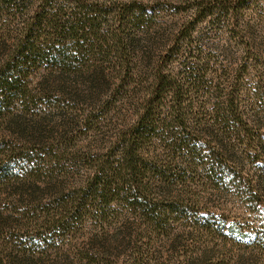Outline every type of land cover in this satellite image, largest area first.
<instances>
[{
  "label": "trees",
  "instance_id": "16d2710c",
  "mask_svg": "<svg viewBox=\"0 0 264 264\" xmlns=\"http://www.w3.org/2000/svg\"><path fill=\"white\" fill-rule=\"evenodd\" d=\"M263 3L0 0V16L6 13L12 21L20 16L16 29L0 31V118L16 105L33 109L42 99L62 111L90 108L63 133L61 128L41 133V139L58 140L44 153L24 146L6 161L2 156L9 150L0 147V187L20 172L29 174L32 164L58 168L57 161L44 162L46 153L57 160L75 155L79 135L74 138L69 130L103 136V146L82 157L90 170L85 182L55 190L42 219L31 217L38 227L29 237L31 246L60 250L59 243L92 220L97 231L77 264L99 263L104 255L118 257L131 247L138 255L127 264H147L141 252L155 239L144 245L143 240L169 232L182 217H196L199 188L234 186L249 197L259 195L261 183L249 167L258 165L264 177V90L260 86L248 95L255 100L251 104L241 89L248 57L263 39L256 29L262 24H255L263 20ZM212 32L226 34L221 46L240 53L239 66L210 68L204 42ZM40 77L43 89L35 94L29 78ZM68 89L70 96L64 97ZM22 255H5L0 248V264L53 260ZM58 259L74 264L68 256L62 263Z\"/></svg>",
  "mask_w": 264,
  "mask_h": 264
},
{
  "label": "rangeland",
  "instance_id": "374dc122",
  "mask_svg": "<svg viewBox=\"0 0 264 264\" xmlns=\"http://www.w3.org/2000/svg\"><path fill=\"white\" fill-rule=\"evenodd\" d=\"M261 11H263V20L255 24H262L256 29L263 39L254 50L255 54L252 53L248 57L250 63L245 76L246 80L241 89V94L248 100L247 103L250 101L251 104L255 100L248 95L253 91L258 92L260 86L264 90V5ZM247 14V18H251L252 21L254 13L251 11ZM0 17L1 32L4 31L1 28L16 29L19 26L20 16L14 21H12V16H8L6 13ZM10 22H12L11 25ZM225 37L226 34L221 32H212L205 36L204 44L211 54V56L208 55V59L211 61L210 68L214 67L217 70L236 68L242 61L239 52H234L233 48L227 50L221 46L226 44ZM213 43L220 44V47L213 46ZM208 51L206 50V52ZM257 61L260 65L256 63ZM256 65L258 68H255ZM257 69L260 71L257 72ZM42 78H29L32 82L33 93L39 94L42 91ZM51 86L54 87V83ZM69 91L70 89L66 91L67 95L65 94L64 97L70 96ZM36 97L39 98V96ZM38 102L37 107L29 110H24L22 105H16L5 119L0 118V147L6 151L9 150L7 155L2 156L4 160L15 158L16 154L22 152L24 146L29 151L46 152L49 147L56 146L58 140L49 136L41 139V133L46 134L47 130L56 131L58 128H61L63 133L69 121L81 119L83 114H89L90 110L87 106H81L80 110L62 111L55 108L54 104H50L51 101L47 102L42 99ZM261 122L264 124L263 119ZM82 130L85 129L82 127ZM79 132L77 127L74 128V131L69 130L68 132L74 138L79 135L75 142L77 143L74 148L75 155L66 153L65 156L59 157L57 160L46 153L44 162L54 163L57 161L59 169L56 166L54 168L44 166L43 162L39 164L41 167L32 164L28 171L29 174L20 172L16 178H12L5 186L0 187V248L4 250L5 255L23 257L22 252H25L26 257L48 256L53 259L52 262H49L44 257L48 264H58L55 260L57 258L62 263L63 257L68 256L74 264H77L80 254L90 249V239L97 231H95L92 220L82 225L77 232L72 233L68 240L59 243L60 250L45 244L33 247L28 243L30 235L35 229H38L36 222L31 221V217L42 219L45 206L51 204L50 201L55 198L53 193L55 190L61 188H65V191L74 190L79 184L84 183L90 170L83 163L82 157L85 156L86 151L103 146L101 142L103 136H99L94 130H87L85 133ZM31 133L36 134L34 141H30ZM260 133L264 138V125ZM8 146H16L15 153L10 152ZM261 164L264 163L261 162ZM249 170L256 183H261L260 191H257L258 196L249 197L234 186L210 188V184H208L205 188H199L200 206L196 217L189 220L182 217L180 220H176L169 232L151 234L152 238L148 237L143 240L142 244L144 245L150 239H155L148 245L146 254L141 252L146 263L264 264V177L260 178L261 169L258 168V165L250 164ZM22 192L25 193L22 194ZM26 209L36 211L38 215L33 216ZM137 255L138 252L131 247L118 257L104 255L100 262L98 263L97 260L95 264H127L131 263ZM69 263L70 261L64 262V264ZM84 264L91 263L85 261Z\"/></svg>",
  "mask_w": 264,
  "mask_h": 264
}]
</instances>
